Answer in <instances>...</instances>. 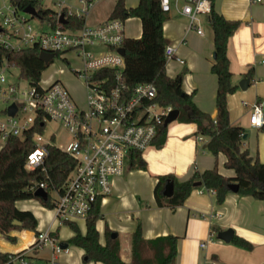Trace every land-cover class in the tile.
<instances>
[{
	"label": "built area",
	"instance_id": "2783aa9c",
	"mask_svg": "<svg viewBox=\"0 0 264 264\" xmlns=\"http://www.w3.org/2000/svg\"><path fill=\"white\" fill-rule=\"evenodd\" d=\"M31 1L37 5L34 7L37 13L38 9L49 11L46 19L39 13L38 17L26 14V7L22 9L15 0H0V48L20 51L37 47L40 53L52 55V61L67 52L76 53L82 59V70L75 75L83 80L87 103L84 108L78 107L59 81L45 85L41 80L34 82L19 74L29 85L26 92H21L8 79L16 68L0 57V151L9 139L23 140L34 127L42 129L43 133H33L35 149L27 157L26 169L46 172L49 146L73 159L76 167L62 192L54 193L52 212L60 225L77 219L86 222L95 205L111 193L113 180L124 175L127 159L154 145L160 128L175 109L157 101L158 91L153 83L133 87L126 83L125 56L119 53L127 40L124 21L112 19L97 26L86 24V18L99 0H77V4L75 0ZM159 1L164 13H170L174 7L189 19L192 27L199 22L200 15L210 14L212 6V0ZM62 15L67 23L69 18L83 17L85 24L77 29L67 28V23L60 22ZM31 19L39 22L36 28ZM197 33L203 34L200 27ZM174 55V48L166 46L167 61ZM13 106L16 112L11 115L9 110ZM244 106L249 105L244 103ZM249 107L250 127L261 130L264 99ZM48 123L62 126L70 140L57 145L51 141L54 134L50 139L45 138ZM39 188L46 190V185L40 183L35 191ZM200 247L205 249L206 244ZM62 252L67 250L61 249L55 232L37 230L30 245L8 253L4 264H59L56 255Z\"/></svg>",
	"mask_w": 264,
	"mask_h": 264
},
{
	"label": "crops",
	"instance_id": "0c3cea01",
	"mask_svg": "<svg viewBox=\"0 0 264 264\" xmlns=\"http://www.w3.org/2000/svg\"><path fill=\"white\" fill-rule=\"evenodd\" d=\"M115 1H97L100 5L95 3L86 24L97 26L108 21ZM139 3L140 0H125L128 9L138 7ZM214 5L216 12L226 20L241 22L228 43L232 82L237 87V91L228 97V109L232 126L243 128L247 136L243 148L249 151L250 157L264 164V131L250 127L249 109L244 114L240 110L235 112L230 102L236 94L245 92L239 88V83L248 78L246 74L251 68L253 78H249L250 87H257L254 103L264 99V0H215ZM168 16V21L163 25V34L168 45L174 48L175 55L167 61L166 74L170 78L182 75L183 91L192 96L199 110L215 120L218 113V81L212 73L215 47L209 14L200 15L199 22L193 27L189 19L174 7ZM198 27L202 35L197 33ZM142 33L139 18L124 21L127 39H140ZM258 87H261V95ZM244 103L249 106L254 104ZM198 137L196 124L179 122L171 125L170 130L166 131L163 147L150 150L146 160L143 159L145 170L130 169L127 165L124 175L113 180L111 193L100 203L103 217L96 223V229L102 246L105 244L106 228L118 234L124 262L131 260V236L140 222L142 236L147 241L167 236L179 239L176 264H264V201L230 193L224 204L219 206L215 194L201 186L195 188L185 204L175 210L158 207L154 189L160 176L170 174L178 182H185L196 172L204 173L217 168L220 175L235 178V172L225 166L226 156L221 153L212 155L207 150L208 139L203 137V141H200ZM198 141L202 142L201 145ZM16 207L33 214L38 222L37 230H52L56 222L54 214L48 216V210L37 201L18 202ZM228 229L234 231V237L249 242L252 250L247 251L232 242L219 240L218 233ZM23 232L31 233L34 238L35 232L14 231L10 236L17 237L18 244L13 245L3 238L0 241L11 248L20 247ZM81 232L83 235L86 233V222ZM73 236L71 230L70 238ZM202 243L206 244L205 249H201ZM77 249L73 258L65 259L64 264H103L84 261V251ZM0 251L11 253L17 250L0 248Z\"/></svg>",
	"mask_w": 264,
	"mask_h": 264
},
{
	"label": "trees",
	"instance_id": "16d2710c",
	"mask_svg": "<svg viewBox=\"0 0 264 264\" xmlns=\"http://www.w3.org/2000/svg\"><path fill=\"white\" fill-rule=\"evenodd\" d=\"M23 9L27 6L37 7L31 0H15ZM215 0H212L209 14L210 24L214 33V57L212 73L217 76L218 89L216 96L217 117L213 120L208 114L199 110L193 102L192 96L182 89L183 76L170 78L166 74L167 59L165 48L168 41L164 38L163 25L168 21V13H164L159 0H140L138 7L126 8L125 0H116L113 11L109 17L121 19L139 18L142 22V37L140 39H127L123 43L125 50L124 80L133 87L140 83H153L158 91L157 101L163 105H172L180 111L179 122L193 123L197 126V135L208 139L207 150L212 155L224 154L227 169L233 170L235 178L220 175L217 168L196 172L191 179L178 182L173 175L158 177L154 189V196L158 207H168L175 210L185 204L193 192L195 183H202L207 190L215 193L217 204L223 205L226 197L232 193L230 185L237 184V195L251 197L264 201V164L258 159L250 157L249 151L244 149L245 131L241 127L232 126L228 109V97L237 91L234 86L233 73L230 69L228 57V43L241 25L239 21L226 20L215 10ZM38 9V8H37ZM42 19L48 17V10L38 9ZM85 24V19L72 17L68 19L67 28L77 29ZM40 50L37 47L11 51L0 48V57L6 58L14 66L23 79L34 82L40 80L45 64L39 59ZM253 78V69L246 74ZM261 130L264 131V128ZM43 133L39 127H34L27 132L25 138H11L0 151V237L9 243L18 244V238L9 235L12 231L37 232L38 222L31 212L17 209L18 202L35 200L52 211L55 198L52 193H61L70 174L76 167V162L57 148L47 147L46 172L41 170L28 171L26 161L28 155L35 149L33 133ZM166 141V128L162 126L154 141V146L162 148ZM130 169H146L141 153L130 156ZM171 182L174 194L168 198L164 195L166 185ZM46 185L48 200L34 197L35 188L40 184ZM100 202L93 208L86 220V233L83 235L79 227L73 222H63L71 228L74 236L68 241L70 245L84 251L89 262L103 264H176L178 238L173 236L160 237L147 241L142 236V226L139 222L131 236V260L126 263L121 257L119 238L113 239L114 232L105 230V244L99 241L96 223L102 219ZM18 221L21 226H14ZM25 236H33L23 232ZM55 237L57 234L55 233ZM1 244H5L0 241ZM232 244L247 251L252 250V245L244 239L234 237ZM7 245V244H6ZM1 248V246H0ZM3 249V248H2ZM5 249H16L6 246ZM9 254L0 251V264H4Z\"/></svg>",
	"mask_w": 264,
	"mask_h": 264
},
{
	"label": "rangeland",
	"instance_id": "374dc122",
	"mask_svg": "<svg viewBox=\"0 0 264 264\" xmlns=\"http://www.w3.org/2000/svg\"><path fill=\"white\" fill-rule=\"evenodd\" d=\"M75 2L77 4V0H75ZM96 4L100 5V2L98 3L96 2ZM26 17L30 19V17L28 16ZM30 22L34 28H36L39 25V22H37L35 19H31ZM81 70H82L81 57H79L76 53L67 52L63 54L62 57H57L48 66H46V69L43 71L40 80L45 85L51 84L56 81L61 82L71 93L76 105L78 107L84 108L87 103L86 91L84 88L83 80L77 78V76L75 75V72ZM12 74L13 75L9 76L8 78L9 81L12 82L15 86H17V88L21 92H26V90L29 89V85L19 77V71L17 69H14L12 70ZM260 88L261 87H258L259 95L262 94V90ZM256 93H257V87H255V85H252L247 91L243 92V94H236L233 98H231L230 102H232L234 111L236 112L240 110L243 111V114L247 113L248 109L250 111V107H245L243 103L244 102L254 103L256 99ZM176 123H179V120L169 124L166 127V131L170 130L171 125H175ZM53 134L55 135V138L51 139V141L52 143H55L57 145H63L70 140L67 131L62 126L56 123H48L44 136L45 138L50 139V136ZM200 137L202 136H199L197 139H199ZM198 143L199 145H201L202 142L198 141ZM155 148L156 146L153 145L149 147L147 150L143 151L142 158L146 160V156H148L150 150ZM129 163H130V159H127L128 166ZM52 197L55 198L56 194L52 193ZM51 215H52L51 211L48 210V216ZM73 222L79 227L81 231L84 230L85 228L84 220L77 219V220H73ZM51 231L57 234L59 244L68 243L71 236V228L69 226L67 225L60 226L59 222L56 221ZM12 232H10L9 235L12 234ZM20 239H21L20 247H16V250L26 248L32 240L31 237H27L23 234L20 235ZM0 246L1 248L5 249L7 245L0 243ZM77 250H78L77 247L69 244L68 254L62 252L61 254L56 255L57 258L59 259V263L64 264L65 259L73 258L74 253H76Z\"/></svg>",
	"mask_w": 264,
	"mask_h": 264
},
{
	"label": "water",
	"instance_id": "95a60500",
	"mask_svg": "<svg viewBox=\"0 0 264 264\" xmlns=\"http://www.w3.org/2000/svg\"><path fill=\"white\" fill-rule=\"evenodd\" d=\"M24 12L26 14H29L31 15L32 17H38V13L36 12L35 8L34 7H31V6H28L24 9ZM60 22L62 24H66V20L64 19V16L62 15L61 18H60ZM119 53L122 55V56H125V50L122 48L119 50ZM52 58L53 56L50 55V54H47V53H44V52H41L40 55H39V59L40 61H42L45 66H48L51 61H52ZM250 84H251V80L249 78H245L243 80L240 81L239 83V88L242 90V91H247L248 88L250 87ZM16 112V108L13 106L10 110H9V113L11 115H14ZM179 116H180V111L179 110H174L166 119L165 123H164V127L166 128L169 124H171L172 122H175L179 119ZM246 135H244V139H246ZM202 186V183L198 182V183H195L194 184V188H198V187H201ZM230 191L232 193H237L238 192V185L237 184H232L230 185L229 187ZM174 194V187H173V184L171 182H169L166 187H165V190H164V195L168 198L172 197ZM34 197L36 198H39V199H42L43 201H47L48 200V193L46 190L44 189H37L35 192H34ZM14 226H21V223L18 222V221H15L13 223ZM218 239L225 242V243H231L234 239V231L232 229H228L226 231H222V232H219L218 235H217ZM112 238L113 239H116L118 238V234L117 233H113L112 235ZM60 247L61 249L63 250H68V247H69V243H61L60 244ZM85 261L86 262H89V259L88 258H85Z\"/></svg>",
	"mask_w": 264,
	"mask_h": 264
},
{
	"label": "bare ground",
	"instance_id": "6f19581e",
	"mask_svg": "<svg viewBox=\"0 0 264 264\" xmlns=\"http://www.w3.org/2000/svg\"><path fill=\"white\" fill-rule=\"evenodd\" d=\"M51 213H52V215H53V212H52V211H51ZM40 222H41V221H40ZM41 227H42V225H41ZM43 227H44V226H43ZM28 237H31V238L33 239V236H28ZM31 241H32V240H31ZM30 243H31V242H30ZM30 243H29V245H30ZM29 245H28V246H29ZM28 246H27V247H28ZM27 247H26V248H27ZM26 248H24V249H26ZM24 249H19V250H24Z\"/></svg>",
	"mask_w": 264,
	"mask_h": 264
}]
</instances>
